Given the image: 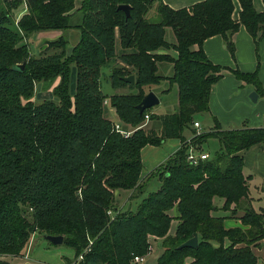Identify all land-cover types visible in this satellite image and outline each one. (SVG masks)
<instances>
[{
  "label": "trees",
  "instance_id": "1",
  "mask_svg": "<svg viewBox=\"0 0 264 264\" xmlns=\"http://www.w3.org/2000/svg\"><path fill=\"white\" fill-rule=\"evenodd\" d=\"M75 1L0 2V264L21 258L36 232L61 235L62 244L73 249L74 259L67 261L73 264L79 255L76 264H136L133 256L148 254L152 241L161 245L155 264H257L252 247L264 241V209L252 207L242 152L264 143V126L225 129L215 123L199 134L192 126L195 114L209 111L211 87L224 70L264 95L258 69L215 64L202 48L205 39L220 35L234 57L233 35L242 24L257 49L264 38V11L252 0H238L235 20L232 0H203L179 9L162 0H81L75 9ZM22 3L26 11L16 20L13 11ZM120 4L129 5V17ZM152 9L157 19L148 18ZM69 29L79 32L70 49L64 33L44 41L37 54L30 51L32 34ZM117 42L124 65L112 67L111 86L136 91L112 94L109 102L120 124L132 130L128 137L106 117L107 95L100 88L101 67L117 56ZM23 62V70L14 67ZM161 62L172 65L170 76L160 74ZM130 74L134 84L121 80ZM164 78L176 87V110L139 113L135 106ZM56 80L51 98L32 100L37 83L50 87ZM147 113L149 130L143 126ZM172 137L179 138V148L142 176V148ZM210 138L219 145L212 154L203 150ZM190 144L208 157L189 163ZM150 177L160 185L141 197ZM118 190L131 192L125 209L115 201ZM226 218L241 225L225 228ZM194 234L195 248L178 247Z\"/></svg>",
  "mask_w": 264,
  "mask_h": 264
},
{
  "label": "crops",
  "instance_id": "2",
  "mask_svg": "<svg viewBox=\"0 0 264 264\" xmlns=\"http://www.w3.org/2000/svg\"><path fill=\"white\" fill-rule=\"evenodd\" d=\"M162 1L173 9H179L183 7H189L203 0H162ZM252 1L254 8L257 11H264V0H252ZM232 2H233L232 18L237 20L239 18V12L241 10V7L238 0H232ZM80 4H81V0H76L75 9H77L80 6ZM25 11H26L25 4H21L18 8L16 15L18 14L19 17ZM153 11L154 10L152 9L150 11V14L151 16H153L154 19H157L158 16ZM64 33H67V36L69 40L73 43V45L77 42L79 37V32L76 29H69L66 32L63 30H48V31H40L32 34L33 35L32 37L35 38L39 37V40L41 42L37 51L42 47L44 41L56 39ZM233 40L235 46L234 57L231 56L229 50L225 45V41L223 37L220 35H213L205 39L202 44V48L205 54L207 55V57L215 64L222 65L231 69L238 68L243 72H253L254 70L258 69L259 70L258 72L260 73L261 81L264 86V38L260 40L259 42L260 48L258 47V51L256 52V45L252 36L248 33L244 25L241 24L238 30L234 33ZM260 66L261 68L259 69ZM224 71L225 73L222 79H220L218 82L213 84L210 91L209 111L207 112V114L212 119V126H214L215 123H218L222 128L230 129L232 128V126H239V124L243 120H248L249 123L251 121L250 123L251 125L249 127L264 126V102L261 109L258 108L256 110H253V108L251 107L252 105L251 103L253 102L250 100V93L252 91H255L258 94V97L255 101L256 103L257 102L262 103V98L264 97V95L258 93L257 90L251 86L239 89L238 87L241 86V81H238L231 74L230 71L228 70H224ZM36 87H37L36 89H38L37 92L38 94L43 92V89H45L43 88L44 84L41 82L37 83ZM47 92H49L48 89ZM235 100L237 103L240 104L239 107H234ZM105 115L106 117H108L106 111H105ZM185 135L186 137H188L187 134ZM169 141H170L168 146L169 155L164 156L160 161H158L156 163V167L162 164L168 158V156L174 153L180 146V140L176 143H171V139ZM242 156L244 160L243 171L246 175H249L248 184H249V196H250L251 204L253 208L256 210L264 209L261 207L256 208L254 206V202L256 199L254 197L255 192L257 195L264 194V143H258L250 146L249 148H247L242 152ZM142 175L145 176L144 173H142ZM254 179H257V183L251 187L250 182H253ZM229 221L231 222L228 225L226 224V220L224 221L225 228H231L241 225L240 221L237 218H235L234 220L229 219ZM262 241L263 240H261L260 243ZM260 243L257 246L252 247V250L257 257L260 256L258 251V249L260 248L259 246L261 245ZM257 264H261V263L258 262Z\"/></svg>",
  "mask_w": 264,
  "mask_h": 264
},
{
  "label": "rangeland",
  "instance_id": "3",
  "mask_svg": "<svg viewBox=\"0 0 264 264\" xmlns=\"http://www.w3.org/2000/svg\"><path fill=\"white\" fill-rule=\"evenodd\" d=\"M1 1L2 0H0V2ZM22 4H24V3H22ZM19 6L16 9H14V11H13V16L16 20L19 18L18 14L16 15ZM155 17H156V15H155ZM148 18L151 20H154V18H153V16H151V14H149ZM32 36L33 35H31L28 38V43L30 44V51L32 53L34 52L35 54H37L38 53L37 49L39 48L41 42L39 40V37L35 38ZM165 37L168 41L173 40L174 36H173L172 30L170 28H166ZM68 42L69 43H68L67 48L70 49L71 46H73V43L70 40ZM258 47H259V44H258ZM258 47L256 49V52L258 51ZM120 49L121 48H120L119 42H117L116 43L117 56L101 67V74H100V88H101L102 92L105 95H107V100H108V103H106L104 105L106 114L109 117V119H111L114 122H119V123H121V122L117 119L116 114L112 108V105L109 102V96H111L112 94L131 93V92L136 91V89H132L129 86H121L118 88H113L111 86L110 74H111L112 67L124 65L118 57L120 54V51H121ZM170 53L172 55H175V51H173V50H171ZM259 54H260V51H259ZM260 68H261V66L259 67V69ZM159 72H160V74H162L164 76H170L172 74V65L169 62H161L159 64ZM224 73H225V71H224ZM258 79L260 81L261 90L264 91L263 90L264 86H263V83L261 81L259 72H258ZM237 80L241 81V86L238 87L239 89L244 88V87H248V86H251L254 88V86L251 83H247V82L239 80V79H237ZM56 84H57V80L50 87H48L44 84L43 88L46 89L48 87L47 89L49 92H47V89L46 90L43 89V92H41L39 94L37 93L38 89H36L37 88L36 87L32 100L37 103V102L42 101L43 99L51 98L52 97V94H51L52 89ZM69 86H70V93H72L75 89V68L74 67H72V70L70 73ZM167 88L169 89L168 91H165L164 93L161 92V90H164ZM152 90L159 97L160 102H159V104L149 108L151 113L156 114V115H163V114L171 113V112L176 110V108H177L176 87H175V85H171L168 82V79L164 78L159 83V85L153 87ZM50 95H51V97H50ZM263 100H264V97L262 98V103L261 102L251 103L252 104L251 107L253 108V110H256L258 108L261 109L263 106V102H264ZM239 105L240 104L237 103L235 100L234 101V107H239ZM194 118H195V120H198L201 123V128L205 131H210V130H213L215 128V126H212V119L209 117L207 112L197 113L194 115ZM148 121L144 120V122H143V126L146 130H149L151 128V123ZM155 122H157V120H154V123ZM250 123H251V121H250ZM250 123L248 120H243V121H241L239 126H232V128H239L242 126H248L249 127L251 125ZM127 128L130 129L129 126H127ZM185 134H187L188 138H190L191 130L187 129ZM170 139H171V143H176L179 141V138L172 137V138H167L164 141V143H162L160 145L154 146V145L148 144L142 148V152H141L142 164H143L142 173H144L145 175H146V173L148 174V172L151 169L156 167V163L158 161H160L164 156L169 155L168 154L169 153L168 152V146H169V142H170L169 140ZM218 147H219L218 141L215 138H210L203 145V150L208 151L210 154H212L218 149ZM142 176H144V175H142ZM250 183H251L250 185L252 187L254 184L257 183V179H254L253 182H250ZM159 185H160V181L157 177H150L147 180V185L144 188V194L141 197L147 195L151 191H155L159 187ZM120 191L121 190H118L115 193V201L119 207H121L122 209H125L128 206L127 199H128L131 192L129 190L128 191L122 190L121 192ZM252 193H254V192H252ZM127 194H129V195H127ZM141 197L139 199L133 201V203H132L133 209L136 207V205H137L138 201L141 199ZM254 197L256 198L255 202H254V206L256 208H259V207L264 208V194H258L257 195L255 192ZM254 210H256V209H254ZM259 210H256V211H259ZM241 213L242 212H238L239 215ZM225 214L226 213H223V215H225ZM229 219L234 220L235 218H226L225 220H226L227 225L231 222V221H229ZM175 224H176V222H175V220H173L172 224H171V229H170L171 232L174 231ZM260 244H261L259 246L260 248L258 249L259 255H260L258 257V260H259L258 262H260L262 264V263H264V241H262ZM160 253H161L160 242L159 241H152V249L146 255L144 260L139 264H155L156 259ZM73 259H74V252H73L72 248L66 246L65 244L52 245L48 241H46L42 235L38 234L37 232L34 233L33 235H31V237L29 238V241L26 244V247H25L23 255L21 256V259L8 257V260L13 264H21V263L22 264H73L72 262L71 263L67 262L69 260L73 261Z\"/></svg>",
  "mask_w": 264,
  "mask_h": 264
},
{
  "label": "water",
  "instance_id": "4",
  "mask_svg": "<svg viewBox=\"0 0 264 264\" xmlns=\"http://www.w3.org/2000/svg\"><path fill=\"white\" fill-rule=\"evenodd\" d=\"M119 10H122L126 17L130 16V7L126 4H120L117 7ZM15 68L23 70L24 62L21 64L14 65ZM121 80L124 82L134 84L135 83V77L133 74L127 75V76H121ZM258 97V94L255 91H252L250 94V100L252 102H255ZM160 100L159 97L156 95L154 91H148L146 92L140 102L135 106L139 113H142L144 110L149 109L157 104H159ZM44 239L48 242H50L53 245H60L63 243V237L61 235H44ZM198 245V237L197 234H194L191 238L187 239L183 243H181L178 247H191L195 248Z\"/></svg>",
  "mask_w": 264,
  "mask_h": 264
},
{
  "label": "built area",
  "instance_id": "5",
  "mask_svg": "<svg viewBox=\"0 0 264 264\" xmlns=\"http://www.w3.org/2000/svg\"><path fill=\"white\" fill-rule=\"evenodd\" d=\"M106 103H108L107 98L103 101L104 105ZM145 120L146 121L149 120V114L148 113L145 114ZM113 127H114V130L116 132H118L119 134H121V136H123V137H128L132 133V130L125 129L119 122H114ZM192 127L195 130V134H199L203 131V129L201 128V123L198 120H195L193 122ZM207 157H208L207 152H204V151H201L200 149L195 148L192 144L189 145V147L187 149V160L189 163L195 165L198 163L199 160L206 159ZM109 213H110V211H109ZM150 250H151V247L149 248V252H150ZM146 255H134L132 258V262L139 264L144 260ZM81 259H82V255H79L77 260H76V263Z\"/></svg>",
  "mask_w": 264,
  "mask_h": 264
}]
</instances>
